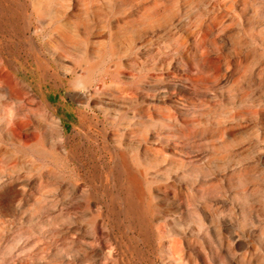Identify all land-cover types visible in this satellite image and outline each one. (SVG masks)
<instances>
[{
	"label": "rangeland",
	"instance_id": "374dc122",
	"mask_svg": "<svg viewBox=\"0 0 264 264\" xmlns=\"http://www.w3.org/2000/svg\"><path fill=\"white\" fill-rule=\"evenodd\" d=\"M0 264H264V0H0Z\"/></svg>",
	"mask_w": 264,
	"mask_h": 264
},
{
	"label": "bare ground",
	"instance_id": "6f19581e",
	"mask_svg": "<svg viewBox=\"0 0 264 264\" xmlns=\"http://www.w3.org/2000/svg\"><path fill=\"white\" fill-rule=\"evenodd\" d=\"M119 196V195H118ZM123 202V201H122ZM124 203V202H123ZM127 207V206H126Z\"/></svg>",
	"mask_w": 264,
	"mask_h": 264
}]
</instances>
